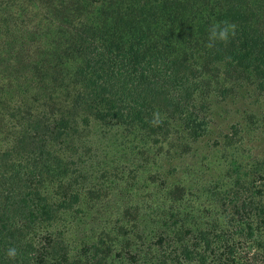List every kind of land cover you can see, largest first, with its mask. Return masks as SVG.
I'll list each match as a JSON object with an SVG mask.
<instances>
[{
  "label": "trees",
  "instance_id": "1",
  "mask_svg": "<svg viewBox=\"0 0 264 264\" xmlns=\"http://www.w3.org/2000/svg\"><path fill=\"white\" fill-rule=\"evenodd\" d=\"M224 22L235 34L209 47ZM240 90L264 96V0H0V264H258L208 207L260 224L264 205L211 186L186 206L167 180L192 151L206 167L211 109Z\"/></svg>",
  "mask_w": 264,
  "mask_h": 264
},
{
  "label": "rangeland",
  "instance_id": "2",
  "mask_svg": "<svg viewBox=\"0 0 264 264\" xmlns=\"http://www.w3.org/2000/svg\"><path fill=\"white\" fill-rule=\"evenodd\" d=\"M218 100L221 101L220 104L216 107H212L211 109V112L214 111L211 116H213V119H216L217 122L215 132L212 133V141H204L199 146L201 150L202 147L204 148V152L212 153L211 160H204L206 167H203L201 170L199 163V166H196V170L192 167L193 163L191 166V161L195 158L194 155L198 152L192 151L190 156L179 162L181 166L178 169V175L176 174L178 177H171V175H169L170 179L167 180L177 182L183 181L182 186L185 185L187 187L183 199L184 202H187L185 203L186 206L188 205V201L193 202L194 199H198L201 195L203 196V194H201L202 191L197 192V187L201 189L209 188L211 186H214L217 193H225L229 190L228 193L230 196L239 193L241 199H246L248 201L252 200L256 205H264V172H262V169L261 171L257 170V172H253L260 166H262V168L264 166V114L259 112V110L264 109V96L261 97L254 92L240 90L234 92L233 95L224 101L221 97H219ZM251 114L254 116L258 115L256 116L258 118L255 117L256 123L251 124L252 128L248 129L246 125L247 120L249 119L247 118ZM208 119L209 116L207 117V120ZM231 125H235L240 128V133L238 135H232L229 130ZM219 129L223 130L222 136L217 135ZM227 136L229 137L227 138ZM216 140H219V142L215 145L214 142ZM233 157L237 158L240 165L241 176L243 177L240 179L241 181L239 187L241 186V188L238 187L239 189L234 185L236 183V175L234 173L232 176L227 174L229 170V167L227 168V164L230 163L229 161ZM197 158L200 159L201 156L199 155L196 159ZM173 164H177L174 154L166 165H168L169 169L172 168V166H175ZM146 192L147 191L140 190L139 195L142 194V196L138 197L139 195H137V200L147 199L148 197L146 196L148 195H146ZM154 198L150 199V201L153 203V207H157L156 205L159 201L154 203ZM200 200L203 202L206 200V202H208L207 197H201ZM161 201L162 200H160V202ZM142 205L145 208L147 207L144 203H141L140 207L137 206L138 209H133L132 212L134 214L138 211L145 212L146 210H143L145 208ZM210 206L211 207H208V209L211 210V215L218 218L219 224L227 229L228 235L230 236L231 233H233L234 242L232 243L236 245L237 254L242 257L241 259H243V261H250L254 256H256L257 263L264 264V253H258L256 251L258 245L255 244L253 240H245V238L241 237V235L237 233L236 228L234 227V225H238L241 222L245 223L244 220L255 223V226L258 224L260 228L258 227L259 229L257 234H260V237L263 238L262 242L264 244V223L259 224L260 218L257 214L249 209L246 214H243V220L241 219L242 214H234L233 210L228 207V205L226 207H221L219 212L217 211L215 203ZM93 210L96 213L95 218L101 217L100 215L102 214H99L98 208H94ZM105 218L113 219L114 221L117 220V217L115 218L114 216ZM120 218L122 219V217ZM233 218L234 220H232Z\"/></svg>",
  "mask_w": 264,
  "mask_h": 264
},
{
  "label": "clouds",
  "instance_id": "3",
  "mask_svg": "<svg viewBox=\"0 0 264 264\" xmlns=\"http://www.w3.org/2000/svg\"><path fill=\"white\" fill-rule=\"evenodd\" d=\"M235 25L224 23H214L209 29V43L208 46L212 47L216 41H227L230 35H234ZM158 122V119L157 121ZM17 251L15 248H10L7 252L9 257H15Z\"/></svg>",
  "mask_w": 264,
  "mask_h": 264
}]
</instances>
